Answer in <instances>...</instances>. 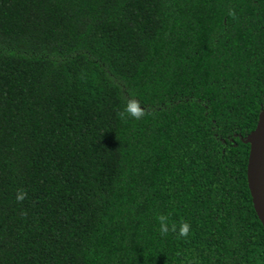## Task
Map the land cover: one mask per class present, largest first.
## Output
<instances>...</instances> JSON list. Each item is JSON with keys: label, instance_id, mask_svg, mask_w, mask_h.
Listing matches in <instances>:
<instances>
[{"label": "trees", "instance_id": "obj_1", "mask_svg": "<svg viewBox=\"0 0 264 264\" xmlns=\"http://www.w3.org/2000/svg\"><path fill=\"white\" fill-rule=\"evenodd\" d=\"M263 107L264 0H0V264H264Z\"/></svg>", "mask_w": 264, "mask_h": 264}, {"label": "water", "instance_id": "obj_2", "mask_svg": "<svg viewBox=\"0 0 264 264\" xmlns=\"http://www.w3.org/2000/svg\"><path fill=\"white\" fill-rule=\"evenodd\" d=\"M243 143L249 145L246 181L255 214L264 228V107Z\"/></svg>", "mask_w": 264, "mask_h": 264}, {"label": "clouds", "instance_id": "obj_3", "mask_svg": "<svg viewBox=\"0 0 264 264\" xmlns=\"http://www.w3.org/2000/svg\"><path fill=\"white\" fill-rule=\"evenodd\" d=\"M119 117L121 119H125L126 117H131L133 119H140L143 115L144 112L142 110V108L140 107V105L138 104V102L136 101L135 98L130 97L129 99H127L124 102V106L122 108V110L118 113ZM24 193L20 192L17 195V200L22 199L23 198ZM157 221L159 223V232L161 235H165L170 231V226L169 224L166 222L167 221V217L160 215L157 217ZM171 228H175V226H171ZM189 233V224L188 223H181L179 226V230H178V235L179 236H185L186 234Z\"/></svg>", "mask_w": 264, "mask_h": 264}]
</instances>
